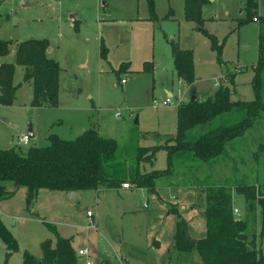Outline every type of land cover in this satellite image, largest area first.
Here are the masks:
<instances>
[{
    "label": "rangeland",
    "instance_id": "obj_1",
    "mask_svg": "<svg viewBox=\"0 0 264 264\" xmlns=\"http://www.w3.org/2000/svg\"><path fill=\"white\" fill-rule=\"evenodd\" d=\"M247 1L206 0L198 26L185 19L184 0H153L155 21L149 20L146 0H0V40L10 42L6 60L15 65L13 82L18 86L13 103L0 107V150L26 152L32 146H47L50 134L69 140L82 128L96 126L100 136L116 140L118 161L128 165L134 160L133 147L165 145L176 132L177 106L188 102L192 92L177 79L171 43L192 53L198 101L230 86L231 76L233 99L252 101L261 27L253 19L238 26L239 19L246 18ZM253 1L264 17V0ZM135 18L144 19L145 25L133 27L129 20ZM209 36L222 47V64L210 48ZM31 40H46L52 49L49 56L60 69L54 110L31 106L32 83L23 81L24 68L16 64L18 45ZM102 44L106 61L100 59ZM124 65L125 71L119 73ZM166 89L181 101L179 105H160L167 98ZM30 129L34 138L21 144L19 138L29 136ZM225 150V155L210 162L178 155L172 173L155 180V194L134 187L118 192L101 187L81 192L70 203L63 192L41 189L27 205L26 188L0 183L7 192L0 197V219L18 245V251L7 255L0 240V264H22L23 251L42 259L41 244L48 240L55 247L56 243L46 224L70 240L75 254L89 251L88 256L77 254V264H201L197 252L177 255L173 237L178 217L186 222L191 238L205 237L207 188H229L232 206L240 213L234 217L248 220L251 233L260 232L264 114ZM167 168L164 149L156 152L152 163L139 165L141 173ZM239 183L259 190L252 205L235 192ZM256 237L260 249L264 239Z\"/></svg>",
    "mask_w": 264,
    "mask_h": 264
},
{
    "label": "trees",
    "instance_id": "obj_2",
    "mask_svg": "<svg viewBox=\"0 0 264 264\" xmlns=\"http://www.w3.org/2000/svg\"><path fill=\"white\" fill-rule=\"evenodd\" d=\"M146 1L149 20L155 21L153 0ZM205 1L184 0L185 19L201 26V8ZM256 9L257 4L248 0L245 5L246 18L239 19L238 26L258 17ZM258 23L261 28L258 60L251 79L254 92L252 101L233 99L236 92L231 76L230 86L219 87L213 95L202 101L189 100L179 105L175 135L162 146L133 147L134 160L129 165L118 161L116 140L100 136L92 127L71 140L50 134L47 146H32L26 152L0 150V183L11 182L15 188H26L27 205L41 189L63 193L97 190L101 187L116 190L128 182L134 188L146 189L148 193L155 194V180L172 173L173 161L178 155L187 154L203 162L225 155L226 145L242 137L264 114V17L259 16ZM201 31L207 35L204 30ZM209 39L211 50L217 52V62L222 64L221 45L213 36H209ZM9 48V41L0 40V106L4 107L13 103L18 88L13 84L15 65L1 62L9 54ZM48 48L46 40H31L21 42L16 53V64L24 67L23 81L32 83L31 106L36 108H55L58 103L60 69L56 61L47 57ZM171 51L177 78L191 86L194 82L192 53L181 50L173 43ZM100 58L106 61L103 44ZM126 67L122 66L119 73L124 72ZM147 70H151L150 66ZM159 149L167 153V170L141 173L139 165L142 162L152 163ZM234 190L251 205L260 195L254 185L239 183ZM5 193V187L0 184V197ZM203 213L206 235L202 239L191 238L186 222L178 217L173 237V249L177 255L197 252L201 264H264V246L260 249L257 246L255 234L249 231L248 220H237L233 215L229 188H207ZM46 225L56 237L55 247L48 240L44 241L41 244L43 258L40 260L23 251L22 264H77V255L70 240L60 237L54 226ZM259 237L264 239V221ZM0 240L7 247V255L18 251L15 238L1 219Z\"/></svg>",
    "mask_w": 264,
    "mask_h": 264
},
{
    "label": "crops",
    "instance_id": "obj_3",
    "mask_svg": "<svg viewBox=\"0 0 264 264\" xmlns=\"http://www.w3.org/2000/svg\"><path fill=\"white\" fill-rule=\"evenodd\" d=\"M25 6H26V4L25 3H23ZM72 18H73V15L71 16ZM142 20H144V19H139V18H135V19H130L129 21H130V23L132 24V25H134L133 27H137V28H139L138 26L139 25H145V24H143V22H142ZM75 23H76V21H72V24H73V27L75 26ZM101 24V23H100ZM130 24V25H131ZM101 26H102V24H101ZM136 28V29H137ZM138 30H141V29H137V31ZM101 38V37H100ZM10 49V48H9ZM49 49V48H48ZM47 49V50H48ZM181 49V48H180ZM50 51H46V53H47V57L49 58V59H52V58H50V56H49V52H51L52 51V49H49ZM181 50H183V49H181ZM6 58H7V56L6 57H4V58H2L1 59V62L2 63H9L10 61H8V60H6ZM101 59V58H100ZM53 60V59H52ZM102 60V59H101ZM104 61V60H103ZM23 67V66H22ZM24 68V67H23ZM175 71V70H174ZM126 72H129V69H128V71H126ZM59 74H60V72H59ZM60 76V75H59ZM178 79V78H177ZM59 81V84H60V80H58ZM178 81L179 82H183L184 83V81H182V80H179L178 79ZM13 84H14V82H13ZM121 84V83H120ZM122 85V84H121ZM124 85V84H123ZM188 87H189V90H191V89H195L194 88V82H193V84L191 85V86H189L188 85ZM59 90H60V85H59ZM217 89H215L214 91H213V93L211 94V95H213L214 94V92L216 91ZM59 92L60 91H58V98H59ZM196 93L197 92H195V95H196ZM165 94H166V96L167 97H170L171 96V98H173V95H172V92L171 91H169V90H165ZM211 95H209V96H211ZM206 97H208V96H206ZM0 107H3V106H0ZM57 107H58V103H57ZM57 107H55V108H44V107H42L41 109H47V110H54V109H56ZM90 124V123H89ZM89 124H88V126H89ZM87 128L86 127H84V128H82V131L80 132L81 134L86 130ZM96 129H97V126H96ZM97 132H98V130H97ZM80 134V135H81ZM99 134V133H98ZM100 135V134H99ZM79 136V135H78ZM78 136H76V137H78ZM75 137V138H76ZM31 138H34V136H33V134H32V131H31V129L29 130V140L31 139ZM74 139V138H73ZM67 140V139H66ZM69 140H71V139H69ZM125 189H122L121 187L120 188H118V189H116V191L118 192V191H124ZM144 190H146V189H144ZM157 191V190H156ZM79 193V197H80V193L81 192H78ZM64 194H67V193H64ZM78 197V198H79ZM69 202V201H68ZM71 203V202H70ZM233 209H236V208H234L233 207ZM238 210V209H237ZM239 211V210H238ZM237 220H239L238 218H236ZM260 231H261V229H260ZM188 232H189V229H188ZM253 234H255V237L258 235L259 236V234H260V232L258 233V234H256L255 232L253 233ZM189 235H190V232H189ZM257 238V237H256ZM257 244V243H256ZM261 248H262V246H261ZM77 255V254H76ZM87 263H89V262H87ZM90 264V263H89Z\"/></svg>",
    "mask_w": 264,
    "mask_h": 264
},
{
    "label": "built area",
    "instance_id": "obj_4",
    "mask_svg": "<svg viewBox=\"0 0 264 264\" xmlns=\"http://www.w3.org/2000/svg\"><path fill=\"white\" fill-rule=\"evenodd\" d=\"M253 21H254V22H258V17H254V18H253ZM120 83L123 85V84L126 83V80L122 79V80L120 81ZM180 102H181V101H180ZM180 102H177L176 100H174V98H171V96H170V97H167L164 101H162L160 105L163 106V107L175 106V105H179ZM177 107H178V106H177ZM115 116H118V114H116ZM19 142H20L21 144H23V145L28 144V142H29V136H28V135H23V136H21V137L19 138ZM131 187H134V186H132V185H131L130 183H128V182H125V183H123V184L121 185V188H122V189H125V190H129V189H131ZM233 215H234V216H239L240 213H239V211H238L237 209H233ZM87 216H88V217H92V215H91L90 212H87ZM88 253H89V251H88L87 249L79 250V251L77 252V254H78L80 257L88 256ZM87 264H89V263H87Z\"/></svg>",
    "mask_w": 264,
    "mask_h": 264
},
{
    "label": "water",
    "instance_id": "obj_5",
    "mask_svg": "<svg viewBox=\"0 0 264 264\" xmlns=\"http://www.w3.org/2000/svg\"><path fill=\"white\" fill-rule=\"evenodd\" d=\"M47 51H50V50L48 49ZM190 100L191 102L197 101V97L195 95V89H192ZM78 197H79V193L75 191H71L66 194V200L71 203L76 202L78 200Z\"/></svg>",
    "mask_w": 264,
    "mask_h": 264
}]
</instances>
